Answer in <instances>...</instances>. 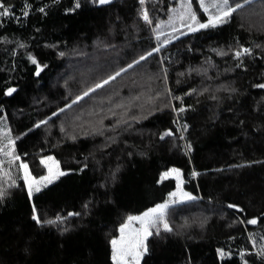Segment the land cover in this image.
I'll return each mask as SVG.
<instances>
[{
	"label": "trees",
	"instance_id": "1",
	"mask_svg": "<svg viewBox=\"0 0 264 264\" xmlns=\"http://www.w3.org/2000/svg\"><path fill=\"white\" fill-rule=\"evenodd\" d=\"M178 1L0 0V120L15 155L85 153L31 199L18 162L0 167V264H113L127 217L175 189L170 169L243 231L170 225L139 264H264V0H228L242 6L194 32L164 26ZM156 48L162 95L107 111L100 90L84 94ZM51 200L54 219L37 227L31 205Z\"/></svg>",
	"mask_w": 264,
	"mask_h": 264
},
{
	"label": "rangeland",
	"instance_id": "2",
	"mask_svg": "<svg viewBox=\"0 0 264 264\" xmlns=\"http://www.w3.org/2000/svg\"><path fill=\"white\" fill-rule=\"evenodd\" d=\"M106 1L108 0H101ZM193 2L200 13L195 12ZM241 6L242 4L233 6L228 0H180L164 26L172 31L184 32L211 28L222 23ZM97 90H100L102 99L107 102V111L126 109L129 105L162 95L167 90V84L159 48L108 77L101 78L84 94L89 95ZM85 111L89 113L91 110ZM0 137V167L5 163L18 162L29 199L39 192L55 189L64 178L72 174L75 166L85 165V159L79 158L85 154L83 152L21 161L14 153V142L4 119L0 120ZM161 178L174 179L175 189L167 195L164 203L140 215L127 217L119 227L117 238L112 241L113 264H139L150 234L168 230L170 225L183 228L196 219H202L206 224L208 237L225 238L243 231L240 221L227 208L192 198L184 191L180 173L175 169L166 171ZM54 205L53 200L42 205H31V220L37 227L54 219L58 210Z\"/></svg>",
	"mask_w": 264,
	"mask_h": 264
},
{
	"label": "water",
	"instance_id": "3",
	"mask_svg": "<svg viewBox=\"0 0 264 264\" xmlns=\"http://www.w3.org/2000/svg\"><path fill=\"white\" fill-rule=\"evenodd\" d=\"M35 76L37 77V74Z\"/></svg>",
	"mask_w": 264,
	"mask_h": 264
}]
</instances>
